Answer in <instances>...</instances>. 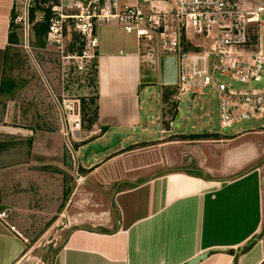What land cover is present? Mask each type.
<instances>
[{"label": "crops", "instance_id": "0c3cea01", "mask_svg": "<svg viewBox=\"0 0 264 264\" xmlns=\"http://www.w3.org/2000/svg\"><path fill=\"white\" fill-rule=\"evenodd\" d=\"M16 3L0 0V84L13 42L9 36ZM139 6L146 9L141 2ZM101 29L106 30L101 34ZM126 34L113 26L94 31L93 125L99 136L91 141L105 143L114 132L127 137L85 167L90 169L85 185L111 191L112 215L76 210L68 216L70 229L49 264H184L213 248L226 250L210 252L197 264H264V139L247 146L256 154L236 173L203 170V161L195 156L197 145L226 140L210 132L175 130V102L174 111L166 105L175 96V57L163 55L150 68L141 62L135 34ZM149 89L157 90L163 109L157 118L159 136L143 139L135 132L149 125L141 112ZM163 121L168 122L165 128ZM26 246L25 237L0 217V264H15Z\"/></svg>", "mask_w": 264, "mask_h": 264}, {"label": "rangeland", "instance_id": "374dc122", "mask_svg": "<svg viewBox=\"0 0 264 264\" xmlns=\"http://www.w3.org/2000/svg\"><path fill=\"white\" fill-rule=\"evenodd\" d=\"M48 14L49 2L39 0L30 9L28 31L13 24V42L5 68V77L12 81V88L0 95V215L25 237L27 244L15 264H49L51 255L70 229L68 216L76 210L87 216L112 215L111 191H93L85 185L90 180V169L85 167L104 152L91 154L84 160L82 147L99 136V132L93 124L88 128L83 126L81 109L76 118L70 111L73 103H78L79 108L84 101L87 117H91L94 108L91 75L78 71L74 66L76 59H71L85 49L90 52V47L87 39L71 31L65 34L61 47L47 43L46 31L40 26L47 21ZM126 35L134 37V33ZM94 61V58L85 59L87 67ZM218 80L228 82L220 76ZM210 92L208 87L203 88L190 105L187 101L191 95L182 97L178 103L175 96L171 97L166 105L174 111L175 102L177 132L188 135L210 132L211 137L217 134V138L226 140L197 145L195 156L203 161V170L211 168L215 175H232L250 165V155L256 151L250 152L252 147L247 146L252 145L253 139H264V126L261 127L264 119L240 121L226 131L220 126L218 104ZM145 95L148 103L141 112L149 125L143 127V132L137 129L135 133L143 139H153L159 136L157 118L163 106L157 90L149 89ZM166 100L161 97L163 103ZM162 123L163 128L168 126L167 121ZM242 129L246 130L245 134L238 136ZM179 148L188 149L184 145Z\"/></svg>", "mask_w": 264, "mask_h": 264}, {"label": "built area", "instance_id": "2783aa9c", "mask_svg": "<svg viewBox=\"0 0 264 264\" xmlns=\"http://www.w3.org/2000/svg\"><path fill=\"white\" fill-rule=\"evenodd\" d=\"M37 1L17 0L11 24L28 31L30 9ZM46 1L47 43L61 47L68 31L87 39L90 52L85 49L71 58L85 76L95 67L85 63V59L94 58V31L103 26L119 27L135 34L147 64L156 65L163 55L175 57L176 103L188 95H201L208 87L218 104L221 128L264 119V0ZM139 2L146 9H141ZM218 76L228 82L219 81ZM70 111L76 118L78 103H73Z\"/></svg>", "mask_w": 264, "mask_h": 264}, {"label": "water", "instance_id": "95a60500", "mask_svg": "<svg viewBox=\"0 0 264 264\" xmlns=\"http://www.w3.org/2000/svg\"><path fill=\"white\" fill-rule=\"evenodd\" d=\"M190 98L192 99L193 96H191ZM187 105H190V103L187 102ZM126 137H127L126 134L114 132L109 137V140L105 143H102L99 141H92V142H90V143H88L82 147L83 148L82 149L83 150L82 157L84 160H86L90 154L97 155L99 153L106 152L109 149L115 147L119 143L120 139H124ZM263 181H264V179H263ZM225 250L226 249H222V248H213L210 250H206V251L194 256L193 258H191L189 261H187L184 264H197L198 262L203 260L205 257H207V255L210 252H224Z\"/></svg>", "mask_w": 264, "mask_h": 264}, {"label": "trees", "instance_id": "16d2710c", "mask_svg": "<svg viewBox=\"0 0 264 264\" xmlns=\"http://www.w3.org/2000/svg\"><path fill=\"white\" fill-rule=\"evenodd\" d=\"M45 16H46V14H45ZM46 27H47V21L44 22V23L41 22V26H40L41 30L42 31H46ZM12 29H13V24H11V32H12ZM11 32H10L9 40H12V36L13 35H12ZM92 65L95 66V67L93 68V70L91 72V76H90L91 79L90 80L94 84V82H95V74H96V64L95 63L94 64L92 63L91 66ZM11 88H12V81L9 78L5 77V75H4L3 80H1V84H0V92L1 93L9 92L11 90ZM80 109H81V118H82V124H83V126H85V128L91 127V125L94 124V122H95V110L93 109L90 112L91 113V115H90L91 117H87L88 107H87V104L84 103V101L82 102V105H81ZM83 144H85V142L82 143V145ZM53 257H54V253L51 256V258H53Z\"/></svg>", "mask_w": 264, "mask_h": 264}]
</instances>
